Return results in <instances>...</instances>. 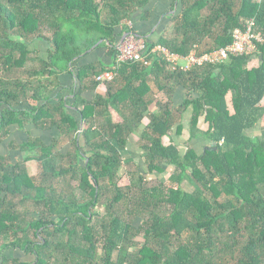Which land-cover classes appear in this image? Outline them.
<instances>
[{"label":"trees","instance_id":"trees-1","mask_svg":"<svg viewBox=\"0 0 264 264\" xmlns=\"http://www.w3.org/2000/svg\"><path fill=\"white\" fill-rule=\"evenodd\" d=\"M149 2L0 0V141L12 125L61 132L50 145L22 144L21 163H0L1 264H264V137L249 134L264 121V0H177L173 37L146 40L148 53L160 45L186 56L197 43L210 52L253 21L258 54L187 72L148 53L144 62L117 65L116 40L128 27L119 35L117 28ZM100 41L115 63L78 69L83 84L106 88L92 101L78 99V122L49 94L58 73ZM35 42L48 45L45 58L30 48ZM106 71L120 87L93 79ZM176 86L186 98L175 110ZM186 111L189 139L213 144L199 154L162 143L176 123L182 131ZM133 138L145 176L124 172ZM62 139L71 145L65 155L57 149ZM31 160L35 177L25 167ZM163 173L167 185L147 186L148 176ZM9 250L31 261L6 260Z\"/></svg>","mask_w":264,"mask_h":264},{"label":"crops","instance_id":"crops-1","mask_svg":"<svg viewBox=\"0 0 264 264\" xmlns=\"http://www.w3.org/2000/svg\"><path fill=\"white\" fill-rule=\"evenodd\" d=\"M178 14L179 9L177 0H150L145 8L136 10L133 13L131 19L123 20V26L117 28L116 34H121L126 26L124 23L126 21H131L133 31L138 36L144 37L146 40L156 42L161 37L171 38V36H173V23L171 22V19ZM121 36L117 38L116 43L120 40ZM101 43L102 41L98 42L96 45L88 49L84 55H81L79 58H75L71 66L69 65L64 71L59 72L56 78L57 86L52 90V93L49 94L51 97H49L50 103H63L65 113L71 117H74V119L78 122L80 120V114L78 112L79 106L77 107L76 105L78 99L80 103L83 101H92L96 94H102L106 89L104 86L99 84L94 87L93 81L91 80L85 81L83 84L78 79V69L90 65L96 66L98 69H100L103 67H111L113 63H115V59L111 54V51L106 47V45H100ZM198 45L203 48L202 44ZM30 48L36 49L40 52L39 56L45 58L48 45L45 42H35ZM96 77L93 78L95 81ZM114 78L107 84L111 83L112 87L115 89L120 86L118 83L116 84L114 82L116 80ZM82 85H85V87ZM151 89L153 93H156L157 90L154 85H151ZM185 98L186 90L181 86H176L173 93V108L176 110L183 103ZM35 104V102L29 101L26 107L31 109L33 106H35ZM262 106H264V100L262 102ZM188 117L189 111H186L181 122L182 125H184L182 131L178 133V126L180 124L176 123L172 127L170 136H165L162 138V143L164 146H168L170 144L175 145L180 149L182 154L187 150V148H191L199 154L201 151H203V149L212 147L213 144L203 136L189 139L187 123ZM201 122L198 125L199 130L206 131L207 125L204 123L203 119ZM143 123L144 125H147L148 120L145 119ZM249 134L255 137H264V121L259 122L255 128L249 131ZM60 137L61 132L55 126L37 128L32 123L22 126L12 125L9 127L8 136L4 137L0 141V163L8 165L21 163L28 153L22 151L20 146L28 142L30 138H38L46 145H50L54 140L59 139ZM135 142L136 138L134 143ZM70 148L71 145L69 141L62 139L57 149L65 155L69 152ZM130 159L132 158L130 157ZM25 167L29 176H37L38 168L37 163L34 160L26 162ZM3 256L6 258V260H17L20 263L31 261L30 256H26L18 250L4 251ZM2 260L3 258L0 257V264L2 263Z\"/></svg>","mask_w":264,"mask_h":264},{"label":"built area","instance_id":"built-area-1","mask_svg":"<svg viewBox=\"0 0 264 264\" xmlns=\"http://www.w3.org/2000/svg\"><path fill=\"white\" fill-rule=\"evenodd\" d=\"M128 31L122 35L116 43V64L127 62H144L147 57L146 39L135 34L131 21H126ZM253 21L247 22L245 29H235L231 33L230 44L210 52H203L198 44H194L186 56L171 53L167 48L156 45L150 53L159 56L169 64L171 70L187 72L196 67L216 65L226 61L230 57H242L258 54L257 43L262 42L259 33L253 31ZM183 62L182 65H179ZM114 72L106 71L96 77L98 82H110L114 78ZM221 144V143H220Z\"/></svg>","mask_w":264,"mask_h":264},{"label":"rangeland","instance_id":"rangeland-1","mask_svg":"<svg viewBox=\"0 0 264 264\" xmlns=\"http://www.w3.org/2000/svg\"><path fill=\"white\" fill-rule=\"evenodd\" d=\"M105 17H106V14H103L102 18H105ZM173 33L174 32L172 30V35H173ZM172 37L173 36H171V38ZM179 64L182 65L183 62H180ZM201 121H202V119L199 120V123ZM134 141H135V138H133L130 141V144H129V147H128V151L124 154V161L126 162L124 164V167H123L124 168V172L126 170L130 171V172H133V171H137V169H138L142 173V175L145 176L147 173H146V166L144 164V159L142 157V151L139 148H137V146L135 145ZM130 157L132 158L131 159L132 162L128 164V160L130 159ZM148 177L150 178V180H148V182L146 184L149 187L150 186H154V185H159V182H164L165 185H167L168 184L167 178L169 177V174L168 173H166V174L163 173V174H157L155 177H150V176H148ZM183 188H184V190H186L188 192H191L193 190V187L190 184L186 183V182L183 184ZM138 223H139V221L136 220L134 224L138 225ZM134 241L137 242V243H142L143 239H142L141 236H138V237L135 238Z\"/></svg>","mask_w":264,"mask_h":264},{"label":"water","instance_id":"water-1","mask_svg":"<svg viewBox=\"0 0 264 264\" xmlns=\"http://www.w3.org/2000/svg\"><path fill=\"white\" fill-rule=\"evenodd\" d=\"M209 149V148H208ZM214 149H216V148H214Z\"/></svg>","mask_w":264,"mask_h":264}]
</instances>
